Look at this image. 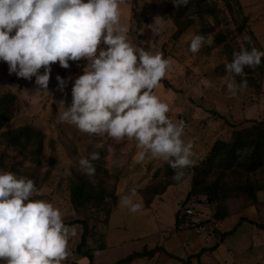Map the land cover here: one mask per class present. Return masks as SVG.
<instances>
[{
	"label": "rangeland",
	"instance_id": "374dc122",
	"mask_svg": "<svg viewBox=\"0 0 264 264\" xmlns=\"http://www.w3.org/2000/svg\"><path fill=\"white\" fill-rule=\"evenodd\" d=\"M189 2L192 6L199 3L212 5L216 8V12L214 15L202 13L201 16H193L192 9L186 6L176 8L172 0H125L121 6V12L122 22L129 27V41L134 46L147 47L146 42H151L155 45L152 48L153 52L159 51L165 58L172 61V69L155 91L171 106L172 111L169 114L171 118L184 119L188 123L185 139L190 138L194 141L196 162H200L207 156L217 140L230 141L234 131L253 127L256 121L264 120V58L256 69L245 68L248 87L243 94L232 97L225 83L228 78L225 60L230 62L233 52L238 51L241 45L248 48L254 45L257 49L264 51V0H189ZM157 17H159L158 23L161 28L159 33L147 26L154 24ZM191 17L193 22L186 28L184 25ZM194 35H203L206 38L211 36L213 43L211 46L205 44L198 53L193 54L189 47ZM245 36L251 38L252 45L244 40ZM70 64L69 69L60 67L58 63L54 64L49 92L41 91L37 94L35 78L32 81L18 78L15 74L9 73L5 62L0 61V98L8 99L10 94L15 97L14 104L8 106L12 112V118L0 126V157H4V162L7 164V167L0 166V170L12 171L17 175L33 179L39 190V195L35 198L53 202L64 213L65 223L88 217L91 234L87 244L88 249L93 252L94 264H98L95 263L96 261L113 264L134 250L142 249L144 242L129 240L127 244L108 248L106 244L108 240L102 230L109 223L105 221L106 207H93L92 204L81 208L82 210L74 209L70 200L71 185L78 176L88 177L80 170L79 159L89 156L94 151L99 152L100 159L93 162L96 172L91 179L96 184L103 183L111 190L116 187L118 177H130L134 173H139L134 180L136 183L129 182L124 185L122 192L127 191L130 185H136L139 187L137 188L138 198L142 197L144 200L145 196L150 197V190L145 186L150 183H153L150 187L157 183L161 184L165 162L146 158L144 162L136 163L135 143L126 140L117 143L109 139L104 148H96L99 137L81 133L75 126L62 123L57 119L58 101L65 99L67 105L71 104L72 84L68 85L67 96H65L57 90L56 76L67 78L71 75L75 78L82 74L84 62H79L80 67L77 66V62H70ZM235 80L239 84L242 78L236 76ZM26 126L40 131L44 136V149L39 157L40 162L35 154L36 146L29 147L24 153L13 146H8L5 134ZM108 145L112 146L111 153L107 151ZM106 167L108 174L105 172ZM219 176H221L220 173L212 179ZM190 178L191 175L185 180L186 184L184 181L178 185L169 186L168 196L175 200L178 195L183 202L188 192L186 189L188 185L189 189L191 186ZM230 178V181L239 183L258 181L264 184V165L254 172L243 170L238 176H227L225 180ZM237 189L238 186L235 192ZM235 192L230 190L231 196L227 199L230 215H245V208L249 206L251 199L244 195L240 196L244 198L237 199L239 196L235 195L237 194ZM258 198L264 199V190L258 192ZM107 200L111 206V197ZM198 203V207L205 208L206 213L214 215L215 205L208 203L205 196H201ZM143 204L145 208L142 213L144 214L146 207L149 206L144 202ZM177 205L179 210L181 204L177 203ZM261 205L262 203L255 204L259 211V221L263 222L264 214ZM173 207L165 203L163 210L159 209L165 219L162 223L165 228H169L174 220ZM115 208L113 213L116 212ZM142 213L132 214L119 209L109 223V226L118 227V231L114 229L110 233V242H115L118 236L128 240L139 232L145 233L150 228L161 227L159 223L161 213L159 214L158 210L154 209L147 218ZM220 222L222 225L216 240L220 239L223 229V221L220 220ZM66 225L76 230L77 234L70 239L69 247L74 257H78L80 254L76 252V249L82 240L83 225L80 223ZM163 235L161 232L155 233L146 243L150 246L155 241L156 244H162L160 237ZM211 243L213 241L207 242V244ZM102 245L107 249H103ZM164 257L162 256V261ZM71 260L73 259L70 258L66 264ZM87 261L86 264H90L89 260ZM72 263L71 261L70 264ZM133 264L155 263L146 259L135 261Z\"/></svg>",
	"mask_w": 264,
	"mask_h": 264
},
{
	"label": "clouds",
	"instance_id": "9594fccd",
	"mask_svg": "<svg viewBox=\"0 0 264 264\" xmlns=\"http://www.w3.org/2000/svg\"><path fill=\"white\" fill-rule=\"evenodd\" d=\"M125 0H0V61L10 74L32 81L36 91L49 92L52 66L64 69L70 62L83 61L82 74L73 78L56 76L57 90L67 96L71 83V104L58 101L57 119L89 136L99 137L96 148L107 140L134 142L135 162L160 160L174 170L172 179L183 182L196 165L194 141L185 139L189 127L173 119L169 103L156 94L172 69V61L155 47L134 46L129 27L122 22ZM176 8L189 0H172ZM159 17L147 25L159 33ZM244 40L252 45L251 38ZM211 36L194 35L189 50L196 54ZM264 51L241 45L225 60V80L232 97L248 87L245 68L256 69ZM242 78L237 84L235 77ZM107 151L112 152L108 145ZM241 154V150H238ZM99 152L79 159L80 170L89 178L96 172ZM39 190L33 179L0 170V264H66L72 258L70 238L74 227L64 222V213L53 202L36 199ZM119 206L140 214L144 204L137 187L121 195Z\"/></svg>",
	"mask_w": 264,
	"mask_h": 264
},
{
	"label": "trees",
	"instance_id": "16d2710c",
	"mask_svg": "<svg viewBox=\"0 0 264 264\" xmlns=\"http://www.w3.org/2000/svg\"><path fill=\"white\" fill-rule=\"evenodd\" d=\"M192 9L191 12L194 13L193 16H198L202 13H207L209 15H214L216 8L209 4H201L192 6L189 2L186 6ZM180 19L181 17H176ZM193 17L184 25L186 28L192 24ZM181 32V29H180ZM230 62L232 60L229 59ZM15 97L9 95L8 99L0 98V126H2L6 121L12 118V112L9 110L8 106L14 104ZM257 125V126H256ZM256 125L253 127H245L240 130L234 131L230 141L217 140L212 148L208 151L207 156L200 162H196V165L190 169H186V177L184 181L191 175L190 178V190L186 198L181 203V208L176 212V226L180 228V225L186 222V218L182 216L181 212L188 204L198 203L201 196L207 198V202L214 204V217L218 220H224L229 218L230 208L228 206V197L231 196L230 190L238 189L235 195L239 198H244L240 196H247L251 199V204H261L258 198V192L264 190V184L258 181L251 182H235L225 180L227 176H238L244 170L246 172H254L264 165V120L256 121ZM8 140V146H13L20 150L22 153L27 151L29 147L36 146L35 154L38 156V161L40 162V155L44 149V136L40 131L33 130L30 126L20 128L15 131H9L5 134ZM238 150H241V154H238ZM0 166L7 167L4 162V157H0ZM106 174H108V169L106 167ZM220 173L221 176L217 178L216 174ZM174 170L169 166L168 163H164L163 177L160 180L161 184H155L150 187L148 184L145 186L146 189L150 190L148 198L145 196L144 203L149 206L153 199L166 192L167 188L171 185H178L172 179ZM119 180L117 178L116 182ZM183 181V182H184ZM144 188V189H145ZM116 187L113 189H108L103 183H94L89 177L78 176L77 179L71 185L70 200L74 206V209L80 210L81 208L88 207L92 205L93 207H106V219L108 221L110 215L113 213L116 207L119 195L116 193ZM111 197V202L107 200ZM243 201L242 199H240ZM239 200V201H240ZM200 204V203H198ZM82 210V209H81ZM81 212V211H80ZM248 221L250 223L256 224L259 228L264 229V221L256 222L247 217H241L240 222ZM80 223L83 225L84 232L82 234V240L77 246L76 252L81 255L88 256L90 258L91 264H94L93 252L88 249V237L91 234V228L89 224V218L85 219H74L66 222L65 224ZM186 228H191L192 225L184 226ZM234 230L230 232L222 233V238L233 233ZM157 252H166L161 246L155 247L153 249L144 248L140 251H133L127 256L117 260L114 264H132L138 258L152 257ZM169 256L177 258L183 264H190V258L188 260L176 257L173 254L168 253ZM199 256V254H197Z\"/></svg>",
	"mask_w": 264,
	"mask_h": 264
},
{
	"label": "crops",
	"instance_id": "0c3cea01",
	"mask_svg": "<svg viewBox=\"0 0 264 264\" xmlns=\"http://www.w3.org/2000/svg\"><path fill=\"white\" fill-rule=\"evenodd\" d=\"M137 174L139 173H134L130 177L122 176L116 182L119 199L121 195H127L129 190L134 187V185H130V188L127 191H125L124 193L122 192V187L124 185H127L129 182H133L134 184L136 183V181L134 180L137 177ZM186 182L187 181H185L184 184H186ZM135 187L139 188L136 185ZM187 190L189 192V185L186 189V192ZM166 192L156 196L149 207H146V211H144V214L142 213V215L147 218L149 217L148 214L154 212V209L158 210V213L160 214L165 203L171 204V206H174V220H172V224L169 225V228H165L164 224L162 226V223L165 219L163 217V214L161 213L159 215V223H161V227H158V229L150 228L148 232H139L135 236H131L128 240L118 236V239H116L115 242H110V233H112L114 229L118 231L117 226H109V223L112 220L111 217H113L119 209L122 211H128L127 208H122L119 206L118 200L115 208L116 212L114 211L115 213H112L110 215V218L108 219L109 223L106 224L105 229H102L108 240V242H106L105 240L106 244H108V248L115 245L125 244L129 240H133L144 242V247L140 250H143L144 248L153 249L162 245L161 247L165 248V251H167V253L173 254L176 257L185 260H188L190 258V264H264V229L259 228L256 224L250 223L248 221L240 222L241 217H247L252 219L253 221L260 222L259 211L255 205H249L248 207H246L244 212L245 215H232L233 217L230 216L229 218L222 220V233L230 232L232 230H234V232L223 238L220 235L219 240H216L217 237H215L213 238V240H211L213 241V243L207 244L204 236L196 234L192 228L184 227L185 224H183V222L180 225V228L176 226V212L179 206L177 205V203L181 204L182 201L178 195L176 196L175 200H173L172 197L170 198L168 196V189ZM139 199L144 202V199L142 197H139ZM260 202L262 203L261 209L263 210L262 213L264 214V199H260ZM160 208L161 211L159 210ZM207 214L209 213L207 212ZM159 232H161V234H164L160 237V242L162 241V244H156L155 241L152 242L150 246L146 243V241L151 238L150 236ZM70 239H73V237ZM102 248L105 250L107 249L104 245H102ZM197 254H199V256ZM162 256H165L163 261ZM138 259L143 261L146 259H148L149 261L152 260L155 264H183V262L179 261L175 257L167 255L165 252H157L152 257H143ZM138 259L135 261L139 262ZM87 260H89L91 264L90 258L88 256L80 254L78 257L75 256V259L71 261L73 262L72 264H86L88 263ZM71 261L69 262L71 263ZM134 262H132V264ZM95 263L105 264L98 261H96Z\"/></svg>",
	"mask_w": 264,
	"mask_h": 264
},
{
	"label": "built area",
	"instance_id": "2783aa9c",
	"mask_svg": "<svg viewBox=\"0 0 264 264\" xmlns=\"http://www.w3.org/2000/svg\"><path fill=\"white\" fill-rule=\"evenodd\" d=\"M181 214L183 218H186V222L184 223L185 226L192 225L191 228L195 231V233L204 236V239L207 242L211 241L218 235V230L220 229L222 223L214 216L207 214L205 212V208L202 209V207H198V204H188L184 209H182Z\"/></svg>",
	"mask_w": 264,
	"mask_h": 264
}]
</instances>
